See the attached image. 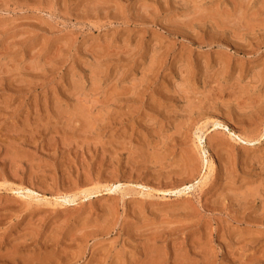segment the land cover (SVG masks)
Returning <instances> with one entry per match:
<instances>
[{"label": "rangeland", "instance_id": "374dc122", "mask_svg": "<svg viewBox=\"0 0 264 264\" xmlns=\"http://www.w3.org/2000/svg\"><path fill=\"white\" fill-rule=\"evenodd\" d=\"M259 115L264 0H0V264H264Z\"/></svg>", "mask_w": 264, "mask_h": 264}, {"label": "bare ground", "instance_id": "6f19581e", "mask_svg": "<svg viewBox=\"0 0 264 264\" xmlns=\"http://www.w3.org/2000/svg\"><path fill=\"white\" fill-rule=\"evenodd\" d=\"M260 112V111H259ZM257 115L258 116V112H256V113H254V114H252L253 116L254 115ZM261 114V113H260ZM263 114V113H262ZM252 115H251V119H249V123H250V120H252ZM256 116V118L258 119V117ZM260 116V115H259ZM261 118H259L260 120H262V125H264V118L262 119V116H260ZM255 117H253V119H254ZM255 120V119H254ZM256 121V120H255ZM258 121V120H257ZM248 123V122H247ZM248 125V124H247ZM251 125V124H250ZM252 125H253V121H252ZM251 125V126H252ZM213 128L211 129V131L210 132H213V131H215L218 127H221V126H224L223 124H221L220 122H214L213 123ZM249 131V130H248ZM229 135H230V138H232L233 140H235V141H239V142H241V143H245V144H247V145H249V146H252V145H254V143H255V141H253L252 139H249L248 137V139L247 138H244V137H242V136H240L239 134H236V133H229ZM197 137V139H198V142H200L201 143V140H202V137L201 136H196ZM263 137V135H261V137H259V139L260 138H262ZM258 139V140H259ZM201 147V146H200ZM200 155H201V152H200ZM204 155V154H203ZM188 157V156H187ZM202 157V156H201ZM193 158V157H192ZM205 158V157H204ZM206 160V163L205 164H209V168L211 169V167H213V165L211 166V164L209 163V161H208V159L206 158L205 159ZM191 161V158H190V156H189V158H187V163H188V166H190V163L192 164V162H190ZM202 162V161H201ZM212 162V161H211ZM186 164V163H185ZM202 164V163H201ZM204 164V163H203ZM187 165V164H186ZM191 167H192V165H191ZM188 168V167H187ZM189 169V168H188ZM213 171V170H212ZM211 171V172H212ZM206 173V172H205ZM204 173V175H206ZM210 174V173H209ZM203 177V176H202ZM204 182V181H203ZM205 183V182H204ZM144 186V185H143ZM118 188V186H115L114 188H112V187H109V188H107L106 190L107 191H110V192H113V191H116V189ZM25 189V188H24ZM188 189H191V186H187V185H185L182 189H179V190H176L175 191V193H178V194H180L181 192H185V190H188ZM21 190V191H20ZM12 193H14V194H20V193H22V189L21 188H19L18 190H16V191H14V190H12L11 191ZM93 192V191H92ZM168 192V191H167ZM31 193H33V191L32 190H30V189H26V196L25 197H29V198H34L33 196H31L30 194ZM95 194H96V192H94ZM93 193V194H94ZM22 195V194H21ZM91 195H92V193H86V191H85V196H84V198H88V197H91ZM22 197V196H21ZM74 197V196H73ZM73 197H71V198H73ZM70 198V199H71ZM66 199L65 201L66 202H74V200L73 199Z\"/></svg>", "mask_w": 264, "mask_h": 264}]
</instances>
